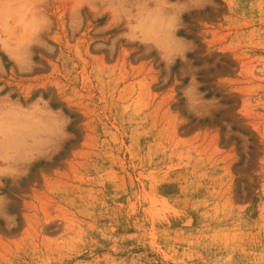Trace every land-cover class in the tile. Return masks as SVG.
<instances>
[{"label":"rangeland","instance_id":"374dc122","mask_svg":"<svg viewBox=\"0 0 264 264\" xmlns=\"http://www.w3.org/2000/svg\"><path fill=\"white\" fill-rule=\"evenodd\" d=\"M0 264H264V0H0Z\"/></svg>","mask_w":264,"mask_h":264}]
</instances>
